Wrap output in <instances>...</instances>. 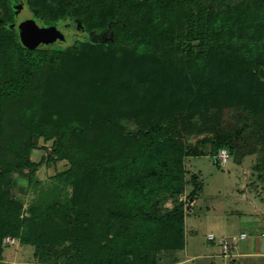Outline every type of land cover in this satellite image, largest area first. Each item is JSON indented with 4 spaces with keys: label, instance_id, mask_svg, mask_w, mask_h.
I'll list each match as a JSON object with an SVG mask.
<instances>
[{
    "label": "trees",
    "instance_id": "1",
    "mask_svg": "<svg viewBox=\"0 0 264 264\" xmlns=\"http://www.w3.org/2000/svg\"><path fill=\"white\" fill-rule=\"evenodd\" d=\"M223 1L0 0V54L14 51L8 58L14 74L0 79V147L4 146L0 183L11 171L35 167L29 154L41 136L67 141L72 179L81 180L88 172L99 179L86 195L33 209L31 220L25 221L12 218L13 202L0 195V258L4 238L22 225L31 236L38 235L22 239V244L41 247L53 240L58 245L73 241L83 259L80 264H158L160 252L185 249L186 203L179 196L190 184L184 158L204 155L208 145L209 156L217 159L223 148L237 152L240 141L237 131L228 139L207 138L200 147L187 150L176 138L182 132L174 119L185 115L188 128L202 132L201 125L219 119L217 115L206 119L212 108L221 114L244 106L250 114L264 117V0H253L255 4L243 10L254 11L260 19L251 35L246 21L230 19ZM27 19L40 27L57 26L71 41L37 51L22 27ZM88 51L97 57L96 78L116 63L143 78L147 63L152 71L144 82L155 78L157 82L147 90V85H128L124 74L106 73L100 84L112 87L120 103L114 99L109 106L115 107L103 118L85 124L82 102L70 105L81 90L75 76L83 77L82 84L93 81L88 71L74 67ZM180 54L189 59V67ZM199 65H204L200 74L195 72ZM45 70L52 81L35 82ZM115 77V84H107ZM102 109L100 104L95 111ZM9 116L16 129L7 133ZM94 126H99L98 134ZM94 136L97 143L86 150L98 151L93 160L97 168L91 171L92 160L78 148L85 145L79 141ZM190 182L189 199H195L203 183L198 176ZM168 198L175 201V208L161 212L159 204ZM41 219L48 224H42L40 232Z\"/></svg>",
    "mask_w": 264,
    "mask_h": 264
},
{
    "label": "rangeland",
    "instance_id": "2",
    "mask_svg": "<svg viewBox=\"0 0 264 264\" xmlns=\"http://www.w3.org/2000/svg\"><path fill=\"white\" fill-rule=\"evenodd\" d=\"M223 4L229 7L227 10H229L230 19L238 20L239 18L241 19L240 21H246L247 23L244 24V27L249 30L248 34H253L255 23L259 25L258 20L260 19L255 15L254 11H249L248 14L243 13V10L249 4H255L253 0H224ZM260 10L262 11V9ZM252 16H256L257 18ZM258 29L261 31L260 27ZM67 37V43H69L71 37L68 35ZM13 52L11 51L9 54L5 53L4 55L0 54V79L14 74L13 63L8 60ZM184 55L180 54V56ZM94 58L97 59L96 54L88 51L78 58V63H74V67L79 65L82 70L88 71L94 77L91 84L87 82L82 84L84 79L80 75L82 80L76 76L75 79L80 80L81 83L73 79L81 87V90L76 93L73 92V105L71 104L70 106L78 107L76 102H82L79 103L83 108L81 119L85 124L92 122L94 119L103 118L105 113H108L111 108L115 107L113 105L114 99L118 104L120 103V99L117 98L118 94L114 92L112 87L100 84L103 75L106 73L116 74V76L117 74H124L128 85H140V87L147 85V90L152 85L151 82H157L156 78L154 81L148 80L147 83L144 82L146 73L152 71V66L147 63L144 66L145 72L143 78H140L126 67H117V63L107 65L106 73L98 75L96 78L94 73L97 61L95 63ZM183 61L185 62L184 65L189 67V59L186 56H184ZM71 63L73 64L70 60L68 63L69 67H71ZM203 66L199 65L197 70L194 71L199 73ZM206 67L208 70L205 72L209 74L211 68L207 64ZM45 71L44 75H40L35 82L44 80V78L47 82L52 81V78L48 75L49 71ZM114 82L116 83V77L114 81L110 79L107 84H111L112 86L115 84ZM101 87L109 89L105 90V92L100 89ZM110 102H113L112 106H109ZM100 104L103 106V109L95 111L96 106ZM11 107L12 105L8 107V113ZM216 112H218L216 108L209 110V116L206 119L210 118L213 120L214 118L212 117H215V115L219 119L204 126L201 125L202 132L194 126L188 128L186 125L188 124V120L185 115L183 117L179 115L174 119L175 121H179L177 122L178 132H182V134L178 133L179 135L176 138L187 147V150H190V147L191 149L200 147L199 142L202 143L207 138L215 141L219 138L228 139V137L237 131H239L240 142L237 152L230 153L227 148H223L228 153V160L225 164L222 163L223 160L221 158L217 157V159H214L209 156L210 149L208 145L206 148L203 147L205 149L204 155L184 158L186 180L190 185L186 187L184 194L179 196V201L186 203V246L183 251L160 252L158 264H174L178 261L179 263L181 262L180 264H211L210 255L221 251L220 248H217L220 239H218L217 232L213 226L216 227L220 222L227 226L226 222L231 217L234 220H238L242 215V217L248 216V218L251 215H255L254 207L249 205L251 201L249 202L246 199L249 194L252 197H256L255 195H257V200L254 199L257 205H262L259 199L264 201V117L250 114L244 106L224 109L221 114H215ZM11 124L12 117L9 116L5 122L7 133L16 129ZM132 126V130H136L135 125L133 124ZM93 129L95 134H98L100 131L99 126H94ZM95 136L86 139V141H79V144L85 145L83 149L78 148L82 152H86L89 156L88 158L92 160L91 171L97 168V165L93 166V160L97 158L98 151L96 150L95 154L88 152L92 143H97ZM69 141L71 142V140ZM64 142L65 144H62L59 139H52V137L50 139L44 136L37 138L36 145L29 154L30 160L35 163V167L31 170H22L21 172L11 171L7 175L6 180L0 183V195L3 197V200L6 201L8 197V200L13 202L10 205L13 210L11 213L12 218L18 216L20 221L31 220L33 209H45L58 202H65L67 199L71 200L73 197H78L79 195L80 197L84 196L96 188L91 185L95 184L96 181L98 182L99 179L94 175H90V172L81 180L78 178L72 179L69 175L70 173L68 172L71 171L72 167L68 158V149L66 150L65 147L67 141ZM75 143L78 144L77 142ZM0 151H4V146L0 147ZM2 160L0 158V161ZM3 165V163H0L1 167ZM193 176L199 177L200 182L203 183V190L195 199H189V195L193 190L190 182ZM8 191H10V194L7 193ZM159 206L161 212H170L175 208V201L168 198L165 202L159 204ZM40 222L39 231L42 228V224L44 226L48 224L43 219ZM241 225L242 222L240 221L236 226L237 231ZM246 225L244 224V226ZM258 231L261 232V229L255 230V232ZM211 233L217 237L215 242L208 240V236ZM13 234L11 231V234L7 235L2 242L3 253L0 258L1 264H80L83 261L80 258L81 254L79 255L73 249V241H67L58 245L53 240L41 243V247L24 245L21 242L22 239H31L33 236L38 238L36 233L31 236L26 225H22L20 230ZM196 256L200 258L198 260L195 259L194 262L192 260L187 261V259L189 260Z\"/></svg>",
    "mask_w": 264,
    "mask_h": 264
},
{
    "label": "crops",
    "instance_id": "3",
    "mask_svg": "<svg viewBox=\"0 0 264 264\" xmlns=\"http://www.w3.org/2000/svg\"><path fill=\"white\" fill-rule=\"evenodd\" d=\"M255 196L256 197H252L251 194H249V196L246 197L249 202L251 201L249 205L254 207L255 215H251L250 218H248V216L242 217V215L238 220H234L231 217L232 219L230 218V220L226 222L227 226L222 224V222L218 223L216 227L213 226L217 232L218 239H220L217 246L218 249L220 248L221 241L224 239L239 238L240 235L243 234H246V238L239 240L236 248L232 249L230 254L226 257L222 256V250L218 253L211 254V264H264V201L259 199L262 205H257L254 199L257 200L258 197L257 195ZM240 221L242 222V225L237 231L236 226ZM244 224L247 225L244 226ZM258 229H261V232H255V230ZM211 234L214 235L213 233ZM216 238L217 237L215 236V240ZM199 258V256H196L189 260L187 259V261L192 260V262H194L195 259L198 260ZM205 258L207 257L205 256ZM180 263L178 261L174 264Z\"/></svg>",
    "mask_w": 264,
    "mask_h": 264
},
{
    "label": "water",
    "instance_id": "4",
    "mask_svg": "<svg viewBox=\"0 0 264 264\" xmlns=\"http://www.w3.org/2000/svg\"><path fill=\"white\" fill-rule=\"evenodd\" d=\"M28 42L37 51H49L67 43V36L57 26L40 27L35 20H26L22 25Z\"/></svg>",
    "mask_w": 264,
    "mask_h": 264
},
{
    "label": "built area",
    "instance_id": "5",
    "mask_svg": "<svg viewBox=\"0 0 264 264\" xmlns=\"http://www.w3.org/2000/svg\"><path fill=\"white\" fill-rule=\"evenodd\" d=\"M218 157L221 158V159L223 160V161H222L223 164L227 163V160H228V153H227L226 151L223 150V151L219 154ZM263 237H264V235H263ZM245 238H246V234H243V235H240L239 238H233V239H231V240H226V239L222 240V241H221V249H222L223 256H224V257L228 256V255L230 254V251H231L232 249H235V248H236V246H237V242H238L239 240H243V239H245ZM208 240H209V241H214V240H215V236L212 235V234L209 235V236H208Z\"/></svg>",
    "mask_w": 264,
    "mask_h": 264
}]
</instances>
